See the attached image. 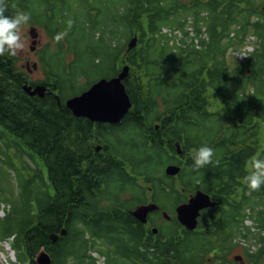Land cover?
Here are the masks:
<instances>
[{"label": "trees", "instance_id": "obj_1", "mask_svg": "<svg viewBox=\"0 0 264 264\" xmlns=\"http://www.w3.org/2000/svg\"><path fill=\"white\" fill-rule=\"evenodd\" d=\"M15 2L3 0L5 15L20 9L51 37L41 51L47 81H32L15 56L0 55V200L10 206L0 220V242L15 238L20 263L37 264L45 248L53 264H96L93 248L105 264H201L211 253L219 260L218 252L232 251L237 233L250 238L244 220L236 231L165 229L154 237L131 212L147 203L148 188L164 205L182 197L179 186L189 195L197 189L218 194L219 185L223 199L242 200L232 217L264 205V186L249 190L244 181L253 159L264 158L263 0ZM189 18L198 30L208 27L211 42L202 50L178 47L162 33L185 32ZM119 34L138 36V47L117 48ZM250 34L262 40L261 48L247 64L233 63L231 50ZM121 63L130 67L126 86L134 104L121 125L77 119L58 104L56 92L68 98L69 81L78 90L70 96L79 95L116 76ZM27 83L51 87L50 93L32 98ZM118 129L125 133L117 139ZM101 139L104 150L97 153ZM205 145L214 149L213 161L197 167L194 155ZM170 165L182 168L178 179L166 175ZM259 215L264 222V210ZM259 241L257 252H246L249 264H264V238Z\"/></svg>", "mask_w": 264, "mask_h": 264}, {"label": "water", "instance_id": "obj_2", "mask_svg": "<svg viewBox=\"0 0 264 264\" xmlns=\"http://www.w3.org/2000/svg\"><path fill=\"white\" fill-rule=\"evenodd\" d=\"M30 35L33 39V45L37 47L39 42V32L37 28L33 27L30 30ZM138 38L136 37L129 45L130 49L137 47ZM32 48L33 51L36 50ZM37 69V64L34 65ZM130 67L126 66L118 77L113 79L104 78L95 83L88 91L79 96L70 98L66 102L67 108L74 114L75 117L80 119H87L94 123L99 124H120L124 118L130 113L133 108V103L129 93L127 92L124 81L128 78ZM24 91L30 97L46 98L48 88L43 85L33 87L29 84L24 86ZM59 103H61V100ZM178 153L182 154L180 143L177 144ZM97 152L101 148H96ZM180 168L170 166L167 168L166 173L168 176H176L180 173ZM214 206L210 197L205 193L199 192L189 204L183 205L178 208V218L180 222L189 230L194 231L198 227V217L203 209ZM157 206L148 205L139 207L133 215L141 222L147 223L148 215L155 211ZM155 233H158L155 230ZM63 235H66L64 231ZM56 235L52 236L53 240H57ZM236 260L241 261V257ZM38 264H53L51 256L45 251L41 250L37 259Z\"/></svg>", "mask_w": 264, "mask_h": 264}, {"label": "rangeland", "instance_id": "obj_3", "mask_svg": "<svg viewBox=\"0 0 264 264\" xmlns=\"http://www.w3.org/2000/svg\"><path fill=\"white\" fill-rule=\"evenodd\" d=\"M36 3H37V1H36ZM263 4H264V0H263ZM17 12L21 13L20 9ZM29 21H31V22H29ZM29 21L26 22L25 24H22L21 28H20L24 48L18 50L17 54L15 55V57L17 59L16 65L21 71H25L29 75V77L32 81L44 82V81H47V79L49 77H48V74L46 72V69L44 68V66L41 63V51L44 49L45 46H47L51 42V37L49 36L47 29L45 27H43L42 25H40L38 23V21H33L32 19H29ZM33 26L37 27L38 32H39V42L37 44V47L35 45H33V39L30 36V29ZM168 32H170V31L167 28L163 30L164 34H166ZM178 32L179 31H176V33H175L177 36H179L178 40L183 41L181 39L182 36ZM99 36H100V34H96L95 37L98 38ZM116 37L117 38L114 41L115 42L114 45H116L117 48H119L120 46L121 47L126 46L128 48L130 43L134 39V37L127 39L124 36H122L121 34H119ZM191 37H194V36L191 35ZM65 39H66V37H65ZM254 41L256 42V45L260 46L261 41L259 39L256 38V40H254ZM35 47H36V50L33 51L32 48H35ZM244 52H252V50L248 49V47H247L246 49H244L242 51V53H244ZM230 59L232 60L233 63H237V64L239 63V61L236 60V55L235 54L232 55L231 52H230ZM71 60H72V55L69 54L68 55V62H70ZM29 62L31 63L30 67L32 68V71H29V69H28V63ZM34 64H37V69L34 68V70H33ZM125 66H127L125 63H121L119 65V69H123ZM68 84H69V88H70L71 92H68L65 94L66 97L68 96V98H66V99H70L72 96H74V95L70 96L71 94L74 93L72 90H74V89L77 90V86L74 85L73 82L69 81ZM124 133L125 132L123 130L118 129V130H115L113 134L115 136H117V139H118ZM27 160H28V157H27ZM10 180H11V184H12V189H14L16 194L19 195L20 191L18 190L17 181H16L15 177L10 178ZM171 207H173V205H171ZM9 210H10V206H8L7 204L3 203L2 200H0V220L5 218V215ZM246 224L249 227L253 226V224L250 220H248ZM156 227H159L160 229H161V227H163L164 230L167 229L168 231L171 229H177L176 226L170 225L168 223V221H166V220H162V221L157 222ZM252 232L253 233H252V235H250L249 239L243 238V235H245L244 232L240 233V235H239V233H237L238 237L234 241L236 248H234L232 251H230L228 248H226L225 253L223 254V256H224L223 261H225V262H227V261L231 262L232 261V262L236 263L235 259L239 256V257L243 258L242 263L249 264L248 259L246 257L247 250L250 249L251 252H254V253L257 252L261 246L258 237H262V236L264 237V233L261 234L260 229L258 227H255L254 229H252ZM15 250L12 249L11 244L9 242H5V243L0 244V264H19L18 259H17L16 254H15ZM17 255H18V252H17ZM219 260H218V257H216V255H209L207 257L206 261L204 263H201V264H221L220 263L221 260L220 261ZM101 263H103V262H101Z\"/></svg>", "mask_w": 264, "mask_h": 264}, {"label": "clouds", "instance_id": "obj_4", "mask_svg": "<svg viewBox=\"0 0 264 264\" xmlns=\"http://www.w3.org/2000/svg\"><path fill=\"white\" fill-rule=\"evenodd\" d=\"M0 0V55L8 52L15 56L17 51L24 48L21 37V25L25 24L29 17L19 13L15 16L5 15V8ZM71 24V21H69ZM63 34H58L55 39H62ZM214 149L210 146H201L194 155V164L203 167L213 161ZM254 169L244 178L249 190H258L264 186V158H254L251 164Z\"/></svg>", "mask_w": 264, "mask_h": 264}, {"label": "flooded vegetation", "instance_id": "obj_5", "mask_svg": "<svg viewBox=\"0 0 264 264\" xmlns=\"http://www.w3.org/2000/svg\"><path fill=\"white\" fill-rule=\"evenodd\" d=\"M16 1L17 2H15V3L19 2V0H16ZM25 1H28V0H25ZM38 1L39 2H48L50 0H38ZM23 14H25V13L23 12ZM29 19H28V21H29ZM29 22H31V21H29ZM93 149H95V147ZM148 189H149L148 193H151V195H150L149 201L144 205L154 204V205L159 206L157 211H155L154 213L149 215L148 225L151 229H153V227H154L153 225H155L157 222L162 221V220H166L170 224H174V223L179 224L178 223L179 221L177 219L178 218V214H177L178 208L181 205L188 203L192 196H194L197 192L201 191V190L197 189V190H195L194 193H190L189 195H186L185 190L180 187L179 189H180V191H182L181 192L182 197L180 199L177 200L176 198L173 197V198H170L169 202L166 205H160L154 201L153 197L155 195V192H154L153 188H148ZM212 198H213L212 200L215 201L216 203L217 202L220 203L213 195H212ZM171 205H173V207H171ZM208 210H205L202 212V215L199 219V222H200L199 227L203 226L205 230H215L216 231L218 228L214 227V221L212 218H210V216H218L220 218L221 213L216 212L214 209H208ZM257 224H259V223H257ZM238 225H239V218H237V220L234 221L231 224V226H228V229H230L231 231L235 230V229H237ZM233 246H235V245H233Z\"/></svg>", "mask_w": 264, "mask_h": 264}, {"label": "built area", "instance_id": "obj_6", "mask_svg": "<svg viewBox=\"0 0 264 264\" xmlns=\"http://www.w3.org/2000/svg\"><path fill=\"white\" fill-rule=\"evenodd\" d=\"M179 33V32H178ZM181 35V34H180ZM238 56H239V54H237ZM240 58H241V60H243L244 58H246V54H242V55H240Z\"/></svg>", "mask_w": 264, "mask_h": 264}]
</instances>
